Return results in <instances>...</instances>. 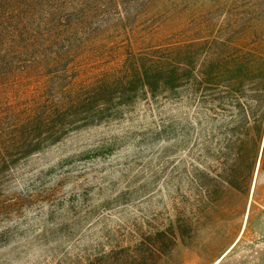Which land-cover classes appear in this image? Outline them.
<instances>
[{
	"label": "trees",
	"instance_id": "16d2710c",
	"mask_svg": "<svg viewBox=\"0 0 264 264\" xmlns=\"http://www.w3.org/2000/svg\"><path fill=\"white\" fill-rule=\"evenodd\" d=\"M153 2L0 0V89L11 79L37 85L26 99H6L1 147L25 157L123 118L138 102L170 105L179 112L175 147L208 164L199 177L208 178L199 184L208 204L229 188L249 193L258 164L264 174V0H206L200 22L136 49L128 22ZM119 30L128 40L123 63L91 78L80 59L90 44L103 45ZM184 228L178 225L181 237ZM171 232L160 233L170 249ZM119 250L101 253L97 263L156 264L165 252L143 241Z\"/></svg>",
	"mask_w": 264,
	"mask_h": 264
},
{
	"label": "rangeland",
	"instance_id": "374dc122",
	"mask_svg": "<svg viewBox=\"0 0 264 264\" xmlns=\"http://www.w3.org/2000/svg\"><path fill=\"white\" fill-rule=\"evenodd\" d=\"M187 1L144 6L138 21L128 22L134 47L163 44L200 22L206 0ZM127 34L88 46L80 64L91 78L123 63ZM35 88L11 79L0 89V118L6 99L13 104ZM178 114L142 101L123 118L25 157L0 144V264H98L101 253L138 241L163 247L156 264H264V174L258 168L249 193L229 188L208 204L199 185L209 182L199 178L208 164L175 147ZM171 230L170 249L160 233Z\"/></svg>",
	"mask_w": 264,
	"mask_h": 264
},
{
	"label": "bare ground",
	"instance_id": "6f19581e",
	"mask_svg": "<svg viewBox=\"0 0 264 264\" xmlns=\"http://www.w3.org/2000/svg\"><path fill=\"white\" fill-rule=\"evenodd\" d=\"M219 262H217L216 264H218Z\"/></svg>",
	"mask_w": 264,
	"mask_h": 264
},
{
	"label": "water",
	"instance_id": "95a60500",
	"mask_svg": "<svg viewBox=\"0 0 264 264\" xmlns=\"http://www.w3.org/2000/svg\"><path fill=\"white\" fill-rule=\"evenodd\" d=\"M258 168H259V164H258Z\"/></svg>",
	"mask_w": 264,
	"mask_h": 264
}]
</instances>
